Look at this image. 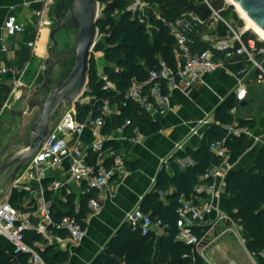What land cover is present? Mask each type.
<instances>
[{
  "label": "trees",
  "instance_id": "trees-1",
  "mask_svg": "<svg viewBox=\"0 0 264 264\" xmlns=\"http://www.w3.org/2000/svg\"><path fill=\"white\" fill-rule=\"evenodd\" d=\"M97 1L104 6L103 15L97 23L105 46L106 65L103 71L115 89L105 90L106 80L91 66L85 93L91 100L87 104H77V119L80 123H86L100 116L106 101L112 105L126 103L118 116L120 125H125L129 120L132 122V126L125 131L126 136L134 137L136 127L143 136L157 134L163 129L162 123L154 119L137 101L127 99L126 94L133 79L144 84V93L155 83H164L162 78L151 80V72L161 71L162 63L170 68L175 67L173 49L176 39L170 25L188 16L190 12L205 20L204 24L196 26L190 34L192 49L199 53L211 51L216 57H222V52L203 39L209 30L211 11L205 0H147L158 8L159 17L151 11L150 19L145 20L138 13L128 9L127 0ZM206 1L223 17L233 9V6L226 5L225 0ZM198 2H202V5L196 6ZM239 25L244 27L243 21L240 20ZM256 38V35L249 31L244 34L246 41ZM227 68L238 74L245 68V64L228 63ZM238 104L236 93L233 91L216 107L213 113L214 121L206 130L200 145L187 148V157L192 160L193 165L183 167L173 160L170 170L164 166L156 177V190L148 193L140 203V209L144 213L149 214L154 221L161 222L164 232L158 234L152 230L143 233L141 228L125 222L107 242L108 253L99 254L90 264H204L195 247L179 239L178 209L181 206V198L192 195L201 178L212 168L223 164L225 159L214 153L211 145L224 141L229 152L235 151L243 147L249 136L246 133L235 135L231 127L255 129L256 120L253 118L240 122L236 120L232 110L237 108ZM111 125V119L106 117L104 134L111 133ZM121 148L122 143L114 139L104 144V150L119 151ZM123 164L130 171L141 167L138 160H124ZM202 182L211 184L214 178L208 177ZM226 192L230 220L224 221L228 227L234 223L242 228L246 249L258 257V264H264V148L259 151L254 167L240 168L230 173ZM98 193V190H93L78 196L74 191H64V198L54 206V221L70 216L76 218L86 229V218L92 212L89 204ZM24 196V192H13L11 204L21 205ZM209 229L210 226L199 224L192 228V232L203 236ZM25 238L27 244L37 250L46 264H64L68 260V253L55 245H45L41 248L38 244L43 243L44 238L35 230L25 231ZM210 239V236L206 237L202 246L208 244ZM28 260L29 255L16 253L14 246L0 237V264H16L18 261L30 264Z\"/></svg>",
  "mask_w": 264,
  "mask_h": 264
},
{
  "label": "built area",
  "instance_id": "built-area-1",
  "mask_svg": "<svg viewBox=\"0 0 264 264\" xmlns=\"http://www.w3.org/2000/svg\"><path fill=\"white\" fill-rule=\"evenodd\" d=\"M128 9L138 13L142 19L149 20L150 12L154 11L155 6L147 0H127ZM206 5L211 11L210 22L216 20L224 24L226 32L223 34H206V40L216 50L222 52V57H216L213 52H196L191 47L190 34L198 25L205 23V20L194 12L188 16L171 24L172 34L176 39L173 49L175 67L170 68L162 63L161 71H152L151 80L162 78L164 83H155L144 93V84L133 79L132 86L126 94L127 99H133L143 106L154 118L164 116L173 108V94L175 92L188 93L199 85L203 78L211 73L222 69H228V63L244 62L245 68L238 75L237 87L235 90L238 102L245 101L248 97L247 82L255 81L264 84V40L260 38L244 39L247 30L244 27L236 29L235 26L221 16L206 0ZM155 14L159 17L156 11ZM5 30L8 36H14L24 31L23 25L18 23L15 16H9L5 23ZM29 46H34L30 42ZM12 70L0 65V74L11 72ZM105 90L115 89L107 78H105ZM89 96L81 95L80 104L90 102ZM77 103V104H79ZM77 104L67 103L65 109L50 133L40 151L32 161L20 172L14 187L10 190L8 200L0 204V237L14 246L15 252L29 255L28 263L46 264L40 254L32 246L27 244L25 231L35 230L44 238L46 245H55L59 248L66 244L80 242L86 235V229L74 217L65 216L60 221H54V206L60 202L61 198H51L50 195L61 193L62 199L64 191L71 193L74 191L73 185L80 187L81 194H88L93 190L99 192L107 189L112 179L117 173L115 165H104L100 162L103 159L105 150L104 144L107 142L102 130L106 123V117L113 113L116 108L117 113H121L122 105H112L109 101L104 103L102 114L86 123H80L77 119ZM236 108L232 110L235 114ZM208 119L200 120L197 124L206 125ZM132 126L129 120L125 125L119 126L117 134H124L126 129ZM196 129V128H195ZM90 130L93 139L89 143H83L82 136ZM231 130L235 135L246 133L249 138L253 136L251 129L239 128ZM196 132V130H195ZM135 136L140 135L139 128H134ZM74 136L75 141L70 144L69 139ZM180 148L181 145H178ZM211 150L225 160L220 167L229 169L227 162L229 150L224 141H217L211 145ZM118 160H115L117 163ZM166 163V160H163ZM183 167L193 165L192 160L187 157L180 161ZM64 170L67 179L56 178V172ZM218 172L215 167L201 178L195 187V192L189 197L181 198V206L178 209L180 229L179 239L186 244L193 245L197 254L206 258V249L212 243L202 246L203 240L210 236L213 225L203 235L198 236L192 232V228L204 222L216 211L211 195L216 190L215 182L211 184L202 181L208 177H215ZM15 193H25L22 203L19 206L12 205L10 198ZM205 194L204 196L198 194ZM90 208L92 211L100 208L97 197L91 199ZM220 220H230L229 215L225 214ZM125 222L134 227H139L143 233L161 228V222L154 221L149 214L144 213L137 205L128 212ZM231 232L245 246L244 232L237 224L229 226L224 233ZM63 234V235H62ZM16 264H24L18 261Z\"/></svg>",
  "mask_w": 264,
  "mask_h": 264
},
{
  "label": "crops",
  "instance_id": "crops-1",
  "mask_svg": "<svg viewBox=\"0 0 264 264\" xmlns=\"http://www.w3.org/2000/svg\"><path fill=\"white\" fill-rule=\"evenodd\" d=\"M60 5V0H0V65L12 70L0 74V124L6 125L9 116L18 115L19 111L14 109L19 106L22 94L34 85L29 75L35 63L47 57L51 45L50 35L57 24L55 14ZM154 11L158 12L156 6ZM9 16L16 17L18 23L24 27L23 32L14 36L7 35L5 23ZM205 36L204 40H206ZM30 42H34V46H29ZM105 65V56L102 54L100 76L104 79L107 78L103 71ZM238 78V74L229 69H222L206 75L202 82L188 93L175 92L173 108L164 116L154 117L162 123L163 129L151 136L140 134L128 138L126 133L118 135L117 130L121 126L118 123L120 114L117 113L116 108H113V113L108 116L112 123L111 133L106 135L103 130L102 133L107 141L112 139L120 141L122 148L119 151L105 150L100 162L104 165H115L117 173L109 187L97 194L101 206L87 216L84 239L60 248L68 253V260L64 264H90L99 254L108 253L106 244L125 223L126 214L140 205L148 193L156 190V177L160 170L164 166L170 170L173 160L180 163L187 158L188 147L200 145L206 130L214 121L213 113L216 107L231 92H235ZM246 105V100L240 102L235 114ZM205 118L209 123L197 126L198 122ZM246 118L253 117L239 115L237 121ZM251 131L253 136L248 138L243 147L229 152L227 162L230 168L215 167V171L218 172L214 177L216 190L211 198L216 211L200 223V225H213L212 233L215 234L206 253L218 248L226 238H235L231 232L224 233L228 226L224 220H220V217L228 214L226 192L228 176L234 170L254 167L259 151L264 148L262 128L258 130L256 124L255 129ZM81 139L83 143H89L93 139L90 130H87ZM69 141L73 144L74 136ZM178 145L181 147L179 148ZM116 159L117 163H115ZM124 160H138L141 162V167L130 171L123 164ZM163 160H166V163H163ZM56 178L65 180L68 178L67 173L60 170L56 172ZM73 189L78 196L81 195L78 185L74 184ZM50 197L62 199L60 192ZM156 232L162 234L164 229H158ZM38 245L43 248L46 244L43 242ZM156 249L158 256V243ZM246 252L252 257L247 249ZM203 260L204 264H210L206 258ZM255 263L258 264L256 261ZM231 264L236 263L232 261Z\"/></svg>",
  "mask_w": 264,
  "mask_h": 264
},
{
  "label": "water",
  "instance_id": "water-1",
  "mask_svg": "<svg viewBox=\"0 0 264 264\" xmlns=\"http://www.w3.org/2000/svg\"><path fill=\"white\" fill-rule=\"evenodd\" d=\"M241 6L245 13L264 30V0H233ZM61 5L55 14L57 22L52 30L50 39L53 45L48 50L44 72H49L58 64L63 63L67 56L75 54V64L69 75L60 80L55 87H51L52 79L44 75L42 84L35 86L32 97L28 98V110L38 109L34 116L32 128L21 130L20 135L27 138L25 149L5 160L0 165V175L7 169L13 168L8 191L14 187L20 172L32 161L43 147L48 135L52 133L58 123L67 103H79V97L87 91L89 82V61L100 34L97 23L100 19V3L97 0H60ZM68 7V9H67ZM77 29V45L69 51H62L55 56L58 47L56 35L63 30ZM37 87L45 89V99L39 97ZM60 112V116L55 118ZM23 117L25 112H17ZM20 128V126H19ZM259 259H261L259 257Z\"/></svg>",
  "mask_w": 264,
  "mask_h": 264
},
{
  "label": "rangeland",
  "instance_id": "rangeland-1",
  "mask_svg": "<svg viewBox=\"0 0 264 264\" xmlns=\"http://www.w3.org/2000/svg\"><path fill=\"white\" fill-rule=\"evenodd\" d=\"M225 3L227 6H233V9H231L229 14L225 17L226 20L231 22L236 29L241 28V26L239 25V21H243L244 28L252 34H255L256 37L259 38V36L254 31L248 29L246 21L241 18V15L237 11L236 7L228 0H225ZM201 5L202 2H198L196 4V6ZM103 11L104 6L100 4V16L103 15ZM56 25L57 24H55V27ZM225 32L226 28L223 23L216 20H212L210 22L208 33L223 34ZM77 37V29L73 30L64 28L63 30H61L56 35L58 47L56 49L55 56L58 57L62 51H69L73 47H75L77 45ZM52 45L53 43L51 41L50 47ZM104 48V39L99 34L97 36L95 46L89 61V67L92 66V68L96 69L99 75L102 74L101 60L102 54H104ZM46 56V59L38 61L33 66L29 76L34 85L28 88L26 93L22 94V99L19 106L14 109L15 111L25 112L24 116L20 117L18 115H11L8 117V119H6V125L0 124V165H2L7 158L21 153L25 149L27 138L20 135V131L30 130L32 128L34 116L38 111V109H36L35 111L30 112L28 110L27 103V99L32 97L33 95L35 86L42 84L45 75L52 79L51 87H55L60 80L65 79L69 75L76 60L75 54L67 56L63 63L58 64L49 72H44L48 53ZM247 85L249 89L248 97L246 99L247 105L235 114V118L237 120L239 118V115H243V117H253L256 120L257 129L259 130L262 128V131L264 132V84H258L255 81H249L247 82ZM37 90L39 92V97L41 99H45L47 91L39 87H37ZM59 116L60 112L56 115L55 118H58ZM13 168L7 169L3 174L0 175V204L8 200V188L10 185ZM233 236L235 237L234 234ZM210 238H215V234L211 232ZM245 248L246 245H242L236 237L226 238L219 244L218 248H215L213 251L206 253V261L210 264H231L232 261H234L236 264H256L255 261H258V257L256 255H252L251 257L246 252Z\"/></svg>",
  "mask_w": 264,
  "mask_h": 264
},
{
  "label": "bare ground",
  "instance_id": "bare-ground-1",
  "mask_svg": "<svg viewBox=\"0 0 264 264\" xmlns=\"http://www.w3.org/2000/svg\"><path fill=\"white\" fill-rule=\"evenodd\" d=\"M228 1L236 7L237 11L241 15V18L246 21L248 29L254 31L260 39L264 40V30L245 13V11L241 8L239 4H237L233 0Z\"/></svg>",
  "mask_w": 264,
  "mask_h": 264
}]
</instances>
